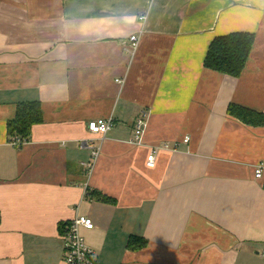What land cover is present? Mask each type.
I'll list each match as a JSON object with an SVG mask.
<instances>
[{
	"label": "crops",
	"instance_id": "obj_1",
	"mask_svg": "<svg viewBox=\"0 0 264 264\" xmlns=\"http://www.w3.org/2000/svg\"><path fill=\"white\" fill-rule=\"evenodd\" d=\"M241 32L242 75L206 68L215 38ZM29 102L44 121L14 147ZM230 105L264 115V0H0V264H66L77 216L96 264H264V124Z\"/></svg>",
	"mask_w": 264,
	"mask_h": 264
},
{
	"label": "trees",
	"instance_id": "obj_2",
	"mask_svg": "<svg viewBox=\"0 0 264 264\" xmlns=\"http://www.w3.org/2000/svg\"><path fill=\"white\" fill-rule=\"evenodd\" d=\"M255 37L248 33H234L225 37H217L207 52L205 67L224 75L239 78L245 70V65L252 54ZM229 114L242 123L253 126L264 124V115L246 108L230 105ZM42 106L39 102H29L18 106L15 120L9 123V134L14 138L18 136L22 142H28L31 131L35 125L43 123ZM107 198L101 197L105 201ZM63 226L62 229H64ZM135 243V241H133ZM131 245H134L130 242ZM142 245H137L139 248Z\"/></svg>",
	"mask_w": 264,
	"mask_h": 264
},
{
	"label": "built area",
	"instance_id": "obj_3",
	"mask_svg": "<svg viewBox=\"0 0 264 264\" xmlns=\"http://www.w3.org/2000/svg\"><path fill=\"white\" fill-rule=\"evenodd\" d=\"M141 20H145L146 17L142 16L140 18ZM140 36H132L130 37V49L133 53H135L139 47L140 44ZM119 82V81H118ZM146 115L138 119L135 122V140L134 142L137 144H142V138L146 130ZM114 127V121L112 119H101L98 121H92L88 124V130L95 135L99 137L106 136L110 131H112ZM186 143H188L190 140L189 138H186L184 140ZM11 144L14 147H19L26 142H22L21 139L16 136L12 141ZM84 145L87 147L92 148V159L94 162H91L89 164H84V166L91 171L94 167V164L96 160L98 159L99 155V149L96 148L95 144L91 142H85ZM155 159L154 155H150L149 162L153 163ZM255 179L256 180H264V163L261 162L259 165L255 168ZM95 226L94 221L90 218L84 217V216H77L76 219H74L72 222L65 225L63 231V240H64V246H65V255L64 260L66 261V264H96V259L94 255V251L91 250L85 243L84 238L81 234V228H86L88 230L93 229ZM262 257L264 258V254H262Z\"/></svg>",
	"mask_w": 264,
	"mask_h": 264
}]
</instances>
